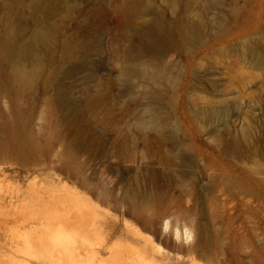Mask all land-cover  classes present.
Returning a JSON list of instances; mask_svg holds the SVG:
<instances>
[{
  "label": "rangeland",
  "instance_id": "374dc122",
  "mask_svg": "<svg viewBox=\"0 0 264 264\" xmlns=\"http://www.w3.org/2000/svg\"><path fill=\"white\" fill-rule=\"evenodd\" d=\"M0 143V264H264V0H0Z\"/></svg>",
  "mask_w": 264,
  "mask_h": 264
},
{
  "label": "bare ground",
  "instance_id": "6f19581e",
  "mask_svg": "<svg viewBox=\"0 0 264 264\" xmlns=\"http://www.w3.org/2000/svg\"><path fill=\"white\" fill-rule=\"evenodd\" d=\"M152 28L154 29L155 32H158L159 29L158 22H154V24H152ZM155 32L152 31V33ZM36 38L43 41L47 39V35L45 33L40 32L36 35ZM16 77L20 79L22 77L21 72H17ZM4 129L6 130V134H7L6 135L7 141H5V144L6 145L9 144L12 147V149H15V143H18V148H21L22 143L17 139V137H19L18 132L20 130V126L15 123L12 125L7 124L4 125ZM1 145L2 143H0V146ZM59 225L62 227V229H59L61 233H64V231L66 232V229H64V225L63 224H59ZM71 226H72L71 229L72 233H69V235L73 238H69L68 242H71L73 244L76 242L74 237H79L81 230H80V224L78 223ZM80 237H79L80 240L79 244L78 245L71 244L72 246L64 245L63 242L60 241V239L58 240L49 239L47 242V246L34 248L35 254H31V256L34 257L37 260V262L39 263L42 262L45 264H86L87 260H84L75 253L76 250L83 249L84 248L83 246L86 243V241H84ZM66 246L72 248L67 249ZM162 259H163L162 261H166L168 257L163 255ZM89 260H90L89 264H160V261L154 259L153 257L149 258L144 255L136 256V257H126L123 256L122 254H116V253L111 254L106 258H102L96 252V254L93 257L89 258ZM170 264H194V257L192 256L190 257V254H188L185 257L177 256L176 258H173Z\"/></svg>",
  "mask_w": 264,
  "mask_h": 264
}]
</instances>
